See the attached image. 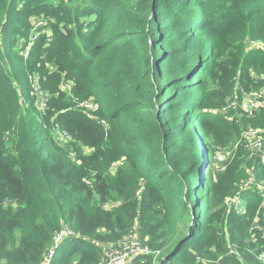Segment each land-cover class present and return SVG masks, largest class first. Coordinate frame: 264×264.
<instances>
[{
    "label": "trees",
    "instance_id": "obj_1",
    "mask_svg": "<svg viewBox=\"0 0 264 264\" xmlns=\"http://www.w3.org/2000/svg\"><path fill=\"white\" fill-rule=\"evenodd\" d=\"M235 28L264 47V0H0V261L41 264L68 228L49 264H101L137 227L150 254L130 264H264V197L239 190L242 162L261 183L264 165L241 148L212 168L242 125L264 123L211 114L236 77L264 87V49L218 61L207 48Z\"/></svg>",
    "mask_w": 264,
    "mask_h": 264
},
{
    "label": "built area",
    "instance_id": "obj_2",
    "mask_svg": "<svg viewBox=\"0 0 264 264\" xmlns=\"http://www.w3.org/2000/svg\"><path fill=\"white\" fill-rule=\"evenodd\" d=\"M34 32L30 35V43L26 47V49L21 53L22 57L26 59L28 57V53L30 51L31 45L36 41L38 36V30L43 26L41 21H33L32 22ZM253 42H251L252 44ZM29 82L31 84L30 96L34 98L36 108L39 112L44 113V110L47 107L49 95L44 93L38 86L39 77L30 76ZM64 88L68 91L71 89V84L68 83L64 86ZM20 94V91L18 90ZM240 99V100H238ZM83 111H89L85 113L88 117H91V114L97 111V106L93 105L90 102H83L78 105ZM264 112V87L258 91H248L244 92L240 98H231L228 99L225 104L218 110L212 112L211 114L220 115L222 117H228V119H233L239 116H252L254 114H258ZM58 136L60 139L64 141H69L70 136L64 132L56 128ZM241 148L246 152L247 158L253 162H259L264 165V131L261 130H245L241 133ZM216 154L220 156V152L216 151ZM255 189L260 191L264 197V183H257L254 178V174L252 173V179L249 182H245L243 185L239 186L240 192L245 189ZM234 200L231 204L228 205L230 207H234V209H239L238 201H239V193L231 198ZM107 206V205H106ZM105 206V208H106ZM241 212H243L241 210ZM252 230L262 231V238L264 239V229L259 223H254L252 226ZM73 233L68 228H63L60 232H58L54 236V241L52 247L48 251L44 260L41 264H49L52 259L55 250L59 246V244L65 240L72 238ZM118 246L107 244L106 249L103 254L107 260L108 264H128L130 258H133L138 255H148L150 251L147 247H145L141 242L135 239H131L129 236L124 237L121 241L118 242ZM230 255H233L234 252L229 251ZM258 260L264 262V252H262L258 256ZM0 264H4L0 261Z\"/></svg>",
    "mask_w": 264,
    "mask_h": 264
},
{
    "label": "rangeland",
    "instance_id": "obj_3",
    "mask_svg": "<svg viewBox=\"0 0 264 264\" xmlns=\"http://www.w3.org/2000/svg\"><path fill=\"white\" fill-rule=\"evenodd\" d=\"M221 35H222L221 37L215 38L213 46L209 45L207 47L208 49L212 47V51H213L212 55H214L218 61L221 59H228V58L236 57V55L239 53L243 56L247 53H250L251 51H255L254 49H264L262 44L259 43L258 41H254L253 39H251L249 37L245 38L244 34L238 28L230 29V30H223V34H221ZM251 40H253V41H251ZM251 42H253V43L251 44ZM205 54L208 56L211 55L209 53V50H207ZM252 77H254L258 80H263L264 79V73L253 72ZM233 84H234V90L232 91V93L230 95V96H232V98L233 97H241V95L244 92H247V91H244L242 82L239 81V79L237 77H236V79H233ZM228 94H229V91H228L227 95ZM228 99H230V98H228ZM84 112L88 113L89 111H84ZM248 129L264 131V123L248 122L246 125H242V128H241L242 132L245 130H248ZM239 150H241V138L236 137L234 139V141L228 147L220 150V156L217 155L215 152V155L213 156L214 160H213L212 168L215 171L222 170V168L225 167L227 161L231 158L233 159L234 155L236 154V151H239ZM84 151H85V153L88 152L86 149ZM250 165L251 164L247 161L245 162V160L242 162V164H241L242 181H241L240 185H243L245 182H249L252 179V173L253 172L251 171ZM115 166L116 165H113L112 167L115 168ZM205 176H206V171H205ZM254 178H255V181L257 183H259V184L261 183L255 177V175H254ZM233 201L234 200H232L230 198L227 199L226 205L229 203L231 204ZM114 203H115V205H118L119 202L113 201L110 204H108L106 206V208L109 209L110 207H112V205ZM129 237L131 239H135V240H138L139 242H141L138 238L137 227H135L134 232ZM109 245L118 246L119 243L117 242V243L109 244ZM106 246L107 245H102L103 251H102L101 264H108L106 258L104 257V254H103L104 250L106 249ZM131 261H132V259L129 261L128 264H130Z\"/></svg>",
    "mask_w": 264,
    "mask_h": 264
}]
</instances>
